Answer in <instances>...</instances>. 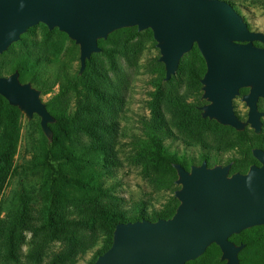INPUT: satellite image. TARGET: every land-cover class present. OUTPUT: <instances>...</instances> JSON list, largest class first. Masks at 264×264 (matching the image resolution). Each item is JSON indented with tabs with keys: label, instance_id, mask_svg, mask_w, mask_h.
<instances>
[{
	"label": "rangeland",
	"instance_id": "1",
	"mask_svg": "<svg viewBox=\"0 0 264 264\" xmlns=\"http://www.w3.org/2000/svg\"><path fill=\"white\" fill-rule=\"evenodd\" d=\"M225 1L250 30L264 32V0ZM158 57L151 29L121 28L78 73V45L44 23L30 27L0 54V75L24 66V77L32 79L58 118L57 150H51L40 118L35 114L28 120L0 97V264H93L110 244V214L129 220L139 207L147 213L169 208L178 185L147 145L153 127L165 133L164 149L188 166L231 162L245 172L257 162L251 149H264V118L258 137L251 128L240 136L230 126L198 120L188 108L204 101L195 76H202L205 61L196 44L168 80ZM233 105L244 119L248 108L240 96ZM258 107L264 110V99ZM55 168L78 181L67 186L72 205L53 212L48 180ZM50 217L63 227L50 223ZM240 238L249 240L239 252L240 263L264 264V225L230 237ZM220 254L212 244L186 264H224Z\"/></svg>",
	"mask_w": 264,
	"mask_h": 264
},
{
	"label": "water",
	"instance_id": "2",
	"mask_svg": "<svg viewBox=\"0 0 264 264\" xmlns=\"http://www.w3.org/2000/svg\"><path fill=\"white\" fill-rule=\"evenodd\" d=\"M38 23L65 32L78 45L79 73L101 50L98 40L124 27L151 29L165 80L196 44L205 61L201 116L237 131L246 126L255 134L262 131L258 101L264 99V46L254 42L264 44V32L250 30L225 0H0V54ZM242 88L247 92L241 94ZM40 94L31 82L20 80L17 69L0 76V96L28 120L36 114L51 142L50 124L56 118ZM237 96L248 108L244 120L234 110ZM251 153L259 165L245 172H230L231 162L203 160L188 169L174 163L178 205L172 216L117 223L111 245L93 264H186L211 244L220 249L224 264H241L245 244L230 236L264 225V150L253 147Z\"/></svg>",
	"mask_w": 264,
	"mask_h": 264
},
{
	"label": "trees",
	"instance_id": "3",
	"mask_svg": "<svg viewBox=\"0 0 264 264\" xmlns=\"http://www.w3.org/2000/svg\"><path fill=\"white\" fill-rule=\"evenodd\" d=\"M236 10V9H235ZM239 14H241L238 10H236ZM242 15V14H241ZM244 21L246 20L245 17L242 15ZM135 27V26H133ZM124 28H127V27H124ZM121 29V28H120ZM118 30V29H117ZM116 31V30H115ZM114 32V31H113ZM112 32V33H113ZM110 33V34H112ZM109 34V35H110ZM108 35V37H109ZM107 37V38H108ZM105 39H99L98 40V45L100 46L101 48V43L104 42ZM94 54V53H93ZM92 54V55H93ZM91 55V56H92ZM91 58V57H90ZM89 58V59H90ZM88 59V60H89ZM87 60V61H88ZM86 61V63H87ZM180 63V62H179ZM86 68V66H85ZM84 68V70H85ZM18 70L19 71V74H20V80L23 81V82H26V81H31L32 82V79L31 78H25L24 77V66L22 65H16L15 66V69L14 70ZM13 70V71H14ZM83 70V72H84ZM162 71H163V68H162ZM82 72V73H83ZM79 73V71H78ZM204 73V72H203ZM203 75V74H202ZM202 76L201 75H196L195 76V80L198 82V84L201 85L200 83V78ZM247 90V88H242L240 90V93H244L245 91ZM2 97V96H0ZM4 98V97H3ZM204 102V101H203ZM202 102V103H203ZM259 103V102H258ZM199 106L200 105H190L188 108L190 110H192L194 113H196V117L198 120L200 121H203V122H206V123H215V124H220L218 123L217 121H215L214 119H209L207 117H202L201 116V111H199ZM13 108H18L16 106H12ZM49 110V109H48ZM50 111V110H49ZM51 114H53L51 111H50ZM53 116L56 118L55 122L51 123L50 124V127L51 129L53 130V138H52V141L49 142L48 139L45 140V146L47 148H50L51 150L55 148L56 149V142H55V126L58 124V118L55 114H53ZM222 125V124H221ZM227 126V125H225ZM237 131V130H236ZM237 133L240 135V136H246L247 135V128H245L244 130H240V131H237ZM262 133V132H261ZM260 133V134H261ZM150 135H148V141H147V145L148 147L150 148V150L152 151L153 153V158L160 162L161 164L165 165L167 167V169L173 174L174 177H177L176 176V170L175 168L173 167L174 163H180L182 166H184L186 169H188L192 164L194 163H191L189 164V166L187 164H185V162L183 160H180L179 158H177L174 154L170 153V152H167L163 145H162V139L165 135L164 134H160L158 131L155 130V128L153 127V130L149 133ZM260 134H254L255 136H259ZM58 168H55L53 170V172L51 173V175L49 176V180H48V187H49V193H50V209L54 212L55 210L61 208V207H66V206H69V205H72L73 203V199H74V196L67 190V186L71 185L72 183L74 182H77L78 180L76 178H73L72 176H70V174L68 173H59L58 172ZM234 171H237L234 167L233 164H231V168H230V172H234ZM174 182V180L172 181V183ZM174 190H172V195L170 197V201H171V206L165 210H162V211H153L151 213H147L144 211L143 208L139 207L138 208V214L137 216H135L133 219H129V220H123V215L121 214H116V213H113V214H110V217L113 221V227L111 229V239H110V244L108 245V247L111 245L112 243V233H113V230H114V227L117 223L119 222H126V221H134V220H139V219H148V220H151V221H154V220H157L159 218H168L170 216H172V214L174 213L177 205H178V200L177 198L174 196ZM49 222L50 223H53L54 225H58L60 227H63V224L62 222H56L52 217H50L49 219ZM65 223H68V224H73V220H66ZM231 237V236H230ZM235 243H244L245 246L244 248L240 251V253L243 252V250L248 246L249 244V240L248 239H238V240H235L234 241ZM212 245V244H211ZM107 247V248H108ZM106 248V249H107ZM105 251V250H104ZM103 251V252H104ZM102 252V253H103ZM100 253V254H102ZM240 253H239V256H240ZM99 254V255H100ZM240 258V257H239ZM193 261V260H191ZM190 262V261H189Z\"/></svg>",
	"mask_w": 264,
	"mask_h": 264
},
{
	"label": "flooded vegetation",
	"instance_id": "4",
	"mask_svg": "<svg viewBox=\"0 0 264 264\" xmlns=\"http://www.w3.org/2000/svg\"><path fill=\"white\" fill-rule=\"evenodd\" d=\"M1 54H2V53H1ZM0 76H4V75H0ZM245 92H247V90H246ZM245 92H244V93H245ZM260 99H263V98H260ZM260 99H259V100H260ZM204 102H205V101H204ZM204 102H203V103H204ZM258 102H259V101H258ZM203 103H202V104H203ZM202 104H201V105H202ZM199 109H200V106H199ZM247 110H248V109H247ZM261 111H264V110H261ZM235 113H236V112H235ZM238 116H239V115H238ZM246 116H247V113H246ZM239 118L242 119L241 117H239ZM245 118H246V117H245ZM245 118H244V119H245ZM263 118H264V116L262 117V119H263ZM244 119H242V120H244ZM262 121H263V120H262ZM232 128H233V127H232ZM245 128H250V127H249V126H246ZM262 128H263V127H262ZM233 129H234V128H233ZM251 129H252V128H251ZM243 130H244V129H243ZM252 130H253V129H252ZM253 132H254V131H253ZM261 132H262V131H261ZM254 134H255V133H254ZM260 148H261V147H260ZM262 149H263V148H262ZM263 150H264V149H263ZM197 164H199V163H197ZM253 164H257V165H259L258 161H257L256 163H253ZM250 165H251V164H250ZM250 165H249V166H250ZM239 172H240V171H239Z\"/></svg>",
	"mask_w": 264,
	"mask_h": 264
}]
</instances>
